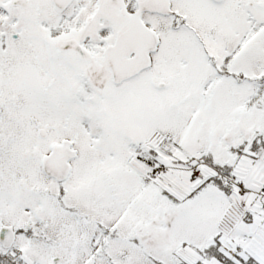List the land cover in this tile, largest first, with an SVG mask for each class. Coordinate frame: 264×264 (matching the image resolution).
I'll return each mask as SVG.
<instances>
[{
	"label": "snow or ice",
	"instance_id": "obj_1",
	"mask_svg": "<svg viewBox=\"0 0 264 264\" xmlns=\"http://www.w3.org/2000/svg\"><path fill=\"white\" fill-rule=\"evenodd\" d=\"M0 264H264V0H0Z\"/></svg>",
	"mask_w": 264,
	"mask_h": 264
}]
</instances>
